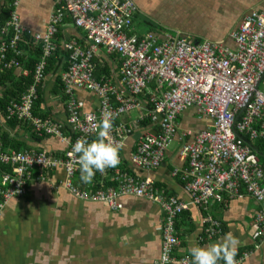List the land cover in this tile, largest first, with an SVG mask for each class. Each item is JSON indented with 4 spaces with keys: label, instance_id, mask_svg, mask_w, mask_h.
Returning a JSON list of instances; mask_svg holds the SVG:
<instances>
[{
    "label": "built area",
    "instance_id": "built-area-1",
    "mask_svg": "<svg viewBox=\"0 0 264 264\" xmlns=\"http://www.w3.org/2000/svg\"><path fill=\"white\" fill-rule=\"evenodd\" d=\"M55 4L44 39L45 56L56 53L57 44L52 45L51 40L66 17L84 31L88 47L83 50L74 42L60 46L70 54L69 66L60 73L67 95L68 118L35 116L36 105L41 100L40 89L50 84L47 60L40 58L36 70L23 71L22 77H33V82L20 99H10L6 119L29 125L38 137L65 141L68 148L63 152L58 148L48 155L6 153L0 146V163L12 167V171L2 174L0 196L3 201L24 196L36 180L50 183L57 190L64 189L78 200L101 202L114 210L119 209L111 202L121 204L123 197L134 196L153 202L165 214L161 255L155 264H165V258L167 264H191L190 257L175 256L180 242L171 226L178 213L209 202L226 205L228 197L240 196L241 186L257 198L264 209V185L259 186L264 182L259 154L263 150L257 144L264 142V10L244 15L230 33L228 45L207 40L189 41V37L180 32L134 34L130 28L139 10L133 0H55ZM17 21L18 16L13 14L12 24ZM16 29L25 31L22 27ZM17 45V36L10 43L2 44L0 64L6 59V52ZM95 58L110 60L118 67L113 82L96 80ZM12 67L19 64L12 62L7 69ZM78 92L98 98L99 101H92L89 97L88 101L89 105L98 103V107L90 113L83 111L81 101L75 96ZM167 97H171L173 108L192 107L199 118L207 119L210 124L186 132L178 117L173 125L169 120L174 132L168 134L165 129L168 116L163 109ZM134 109L139 111L135 120L127 116ZM105 111L114 114L110 139L123 145L120 152L127 154L139 171L151 173L174 159L181 163L187 161V169L172 167L170 176L178 180L188 202L184 204L172 196L165 200L156 194L154 181L149 176L136 180L118 168H108L101 173L115 170L111 176L115 185L104 193L94 194L81 188L76 179L78 155L73 147L81 138L91 141L96 136L95 125ZM178 122L182 133L177 135ZM66 130L71 139L65 136ZM128 137L134 138L129 148L125 145ZM172 140L178 146L170 150ZM2 205L0 201V208ZM259 220L264 221V217ZM204 221L211 224L208 229L220 228L211 216ZM262 234L260 229L257 235Z\"/></svg>",
    "mask_w": 264,
    "mask_h": 264
},
{
    "label": "crops",
    "instance_id": "crops-1",
    "mask_svg": "<svg viewBox=\"0 0 264 264\" xmlns=\"http://www.w3.org/2000/svg\"><path fill=\"white\" fill-rule=\"evenodd\" d=\"M133 1L139 10L137 15L144 13L150 17L149 21L140 20L149 27L162 28L159 32L177 31L193 40L228 44L230 32L238 26L244 15L264 10V0ZM1 3L4 4V0H0V5ZM209 5L212 9H207L206 6ZM6 7L10 12L0 26V47L13 41L16 36L18 45L6 52V59L0 64V74L13 71V76L21 78L24 70H36L40 58L50 59L45 56L44 39L56 4L55 0H7ZM13 14L18 16L14 25ZM226 19L230 21L226 23ZM17 27H22L25 31H17ZM84 38V31L76 28L67 17L51 40L52 45L57 44L56 52L61 54L60 65L68 67L70 64V54L61 50V44L74 42L86 50L88 47ZM23 44L30 48L22 49ZM105 58L109 59L108 56ZM32 60H36L33 68L28 67ZM12 62L18 63L19 67L7 69ZM94 65L96 72L100 68L108 67L110 73H102L101 78L105 82H113L118 67L110 60L104 61L102 58H95ZM48 81L50 84L42 90L43 96L37 105L35 116H41L48 109L50 117L65 120L68 118L67 102L63 103L58 93L51 92L56 82L61 84L60 78L51 72ZM78 93L75 96L81 101L83 111L90 113L98 107V103L89 105L88 102L89 97L92 101H99L98 98L85 92ZM10 99L16 101L20 98ZM5 117L7 111L5 116L0 111L1 134L10 133L12 137L28 141L30 148L38 149L16 152L7 147L4 148L6 153L50 155L58 150L59 142L55 138L45 136L44 141L35 144L27 139L33 130L30 126L25 132V125L18 121L17 129L11 130L8 122L12 119ZM207 124H210L207 119L199 118L191 109L186 114L182 127L194 132ZM67 133L69 135L64 132L65 136L71 139L70 132ZM257 144L263 147L264 153V142L258 141ZM260 165L264 170V157L261 158ZM187 166L186 163L174 159L146 176L163 184L168 188V193L174 195L178 201L186 203L188 196L182 191L178 180L171 178L170 172L172 167L185 170ZM104 175L110 178L113 176L112 171ZM262 185L264 182H260L259 186ZM239 193L240 196L235 198L228 197L226 205L212 206L215 207L210 210H214L212 219L220 224V228H202L200 211L196 206H190L187 210L190 211V216L186 223L178 219L181 220L182 229L180 248L175 255L190 257L191 246H206L216 242L223 237H217L222 231L223 235L231 232L237 239L236 257L243 258L239 264H264V221L259 220L264 217L263 204L248 193L244 186L239 187ZM121 203L122 210L114 211L98 202L79 201L66 190H57L50 183L33 181L26 195L11 197L0 208V264H155L160 258L164 213L157 204L137 197H126ZM260 229L263 234L257 235ZM219 264H223V261Z\"/></svg>",
    "mask_w": 264,
    "mask_h": 264
},
{
    "label": "trees",
    "instance_id": "trees-1",
    "mask_svg": "<svg viewBox=\"0 0 264 264\" xmlns=\"http://www.w3.org/2000/svg\"><path fill=\"white\" fill-rule=\"evenodd\" d=\"M6 5H7V0H4V4L1 3V5H0V26L3 25L6 17L9 15V12H10L9 9H7ZM138 23H144V22L142 20H140V19H137V20L133 19L132 20V26L130 28V31H132L134 34H136V30H135L134 27ZM58 29H59V27H58ZM161 29L162 28H159V27L158 28H154V27L150 26V30L148 32H157L158 30H161ZM167 31L169 33H171V34H175V32H177V31H169V30H167ZM58 35H59V32H58L57 36ZM27 36H29V35H27ZM55 36H56V34H55ZM188 40L189 41H194L190 36H189ZM202 41H204V40H201L199 42H202ZM25 47L28 48V49L30 48L29 46L24 45V44L21 46L22 49L25 48ZM58 55H59V53L56 52L53 56L50 57V59L47 60L46 74L50 75L51 72H52V75L56 76L57 78H60L59 72L64 71L66 69V67L60 65L61 64V60H60L61 54L59 55V57H58ZM57 57H58V59H57ZM35 63H36V60H32L28 64V67H32L33 68ZM117 71H118V69L115 70V73H117ZM10 72H11L12 75L10 74ZM10 72H3V73L0 74V93L2 95V97H0V111H1V113L4 116L6 115L7 106H8L10 98H20L22 96V94L27 91V89L30 86V84L33 82V77H31V78H25V77L19 78L17 76L16 77L13 76V71H10ZM97 72H99V73H97ZM97 72L96 71L94 72L95 78H96V80L102 82V81H104L101 78L102 73L103 74H109L110 73V69L108 67H104V68H100V71H97ZM51 92L53 94H57L58 93L59 96H60V99H61V101L63 103L67 102V95L64 93L63 85H61L60 83L56 82L55 86L53 87ZM42 93H43V91L40 89L41 97L43 96ZM38 104H39V102L37 103V105ZM37 105H36V108H37ZM119 106H121V104ZM43 113L40 114L41 115L40 117H42V118L50 117V111L48 109L43 111ZM130 113H131V111H129L127 116H130ZM5 118H7V117H5ZM8 125H9V128L11 130H16L17 126L19 125V123H18V121H16L14 119L12 121H9ZM140 125H142L141 122H140ZM28 126L29 125L25 124V126H24L25 127L24 128L25 132L29 128ZM67 132H69V131L66 130L65 134L69 135ZM94 138H92V139H94ZM27 139H30L35 144H39V143H41V141L45 140L43 137L42 138L38 137L37 134H35L33 130L30 131V136L27 137ZM0 142H1L2 146H3V149L7 148V147H11L16 152L30 151V150L31 151H38V149L36 150V149L30 148L28 146V144H29L28 141H23L21 138L12 137L10 133H6V134H1L0 133ZM261 150H263V147H261ZM259 154H260L261 157H264V153L259 152ZM56 156H58V155H56ZM120 157H122L121 162H120L121 165L117 166V167H115L113 169L118 168L122 172L128 174L129 176L135 177L136 180H138V179L141 180V179H144L146 177L147 173H143L142 171H141L142 172L141 173V172H139V170L134 171L136 168L131 163V160L129 159L127 154H123L122 152H120ZM185 163L187 164V161H185ZM79 167L80 166L78 165V168ZM11 170H12V167L10 165L4 164V163H0V172H2L0 178L2 177V174L4 172H10ZM111 171L114 172L115 170H111ZM76 179L79 181L80 186H81V188L83 190H89V191H91L94 194L97 193L100 190L107 191L108 188H111V187H113L115 185L113 180L110 181V179H111L110 177H108L106 175H101V173L99 171L95 172L94 178H93L91 183L85 184L80 179V171L78 169V171L76 173ZM101 184L105 185V187L101 186ZM154 184H155L154 187L156 188L155 191H156V194L158 196H161L165 200H168L167 198H169L171 196L175 197L174 195L168 193V190H167L168 188L165 187L163 184H159L156 181H154ZM128 197H134V196H128ZM124 198H126V197L121 198L120 201L122 202ZM0 201L4 202L3 198L1 196H0ZM88 202H94V201H88ZM98 203H101V202H98ZM101 204H103V203H101ZM214 205H220V204L209 202L208 204H206L204 206H201V207L197 206L196 207V209L198 211H200L201 216H202L201 219H200V223L202 225V228L208 229V228L211 227V224L205 223L204 219L209 217L210 215H211V217L213 216L214 210L213 211H210V210L215 208V207H212ZM110 209H112V208H110ZM112 210H114V209H112ZM121 210L122 209L114 210V211H121ZM189 216H190V211H187L184 214L178 213L177 214V218L174 219V223L172 224L171 229H172L175 237L178 240H180V236H181L180 233H181V229H182L181 220L178 221V219H182L183 223H186V221L189 219ZM163 225H162V227L165 228V223H163ZM217 228H219V227H217ZM221 236H224L222 234V231L217 234V237H221ZM176 251H178V249L175 250V254H176ZM160 255H161V252H160ZM175 256L179 257L177 255H175ZM238 258H240V257H236L235 259H238Z\"/></svg>",
    "mask_w": 264,
    "mask_h": 264
},
{
    "label": "clouds",
    "instance_id": "clouds-1",
    "mask_svg": "<svg viewBox=\"0 0 264 264\" xmlns=\"http://www.w3.org/2000/svg\"><path fill=\"white\" fill-rule=\"evenodd\" d=\"M113 119L112 112H103L100 121L95 125V138L91 141L81 138L73 147V152L78 155L80 179L85 184L92 182L96 171L104 173L106 169L115 168L120 163V150L123 145L110 139ZM261 158L260 156V160ZM237 244V239L229 232L206 246H191L189 249L191 264H219L220 261H223V264H238L235 259Z\"/></svg>",
    "mask_w": 264,
    "mask_h": 264
},
{
    "label": "rangeland",
    "instance_id": "rangeland-1",
    "mask_svg": "<svg viewBox=\"0 0 264 264\" xmlns=\"http://www.w3.org/2000/svg\"><path fill=\"white\" fill-rule=\"evenodd\" d=\"M207 7V9H212V6H206ZM228 21H230L229 19H226V23L228 22ZM135 30H136V33H138V34H145L147 31H149L150 30V27L149 26H147L145 23H138V24H136L135 25ZM232 32V31H231ZM230 32V33H231ZM230 35V34H229ZM214 43H221V42H214ZM225 44H228V43H226V42H224ZM229 45V44H228ZM171 97H167L166 98V100H165V102L163 103V109L166 111V114H167V116H168V119H166L165 121V129H166V132L169 134V133H173L174 132V129L172 128V129H170V121L169 120H172V125L174 124V120L176 119V118H178L179 117V119H178V121L180 122V121H182L183 122V120H184V118H185V116H186V114L188 113V111H190L191 109H192V107H186V108H183V109H175V108H173L171 105H170V103H171V99H170ZM157 104L158 103H156L155 104V110H156V108H157ZM153 107V106H152ZM175 109V110H174ZM172 115H175V117L174 118H171L170 119V116H172ZM130 116L135 120L136 118H138V116H139V111L138 110H136V109H134V110H132L131 111V113H130ZM179 122H178V128H177V132H176V134L178 135V134H181L182 133V129L179 127ZM183 130L184 131H191V130H189V129H187V128H185V127H183ZM62 135H64L63 133H62ZM58 142H59V148H60V151L61 152H63V151H65L67 148H68V144L65 142V141H62V140H60V139H58ZM133 142H134V138L133 137H128L127 139H126V141H125V145H126V147H131V145L133 144ZM51 142H49L48 144L50 145V147H51V144H50ZM178 146V144H177V142L175 141V140H172V142L169 144V147H168V149H170V150H172V149H174V148H176ZM164 164H166V162H164ZM113 180V177H111V179H110V181H112ZM153 180V179H152ZM154 181V180H153ZM101 186H103V187H105V185H103V184H101ZM151 187H152V185H151ZM98 193H104V190H100ZM79 201H82V200H79ZM112 203V205L113 206H115V208L116 209H120L121 207H123L121 204H120V202L119 201H112L111 202ZM185 204V203H184ZM168 205H163V207L165 208V207H167ZM165 215V214H164ZM163 221H164V219H163Z\"/></svg>",
    "mask_w": 264,
    "mask_h": 264
},
{
    "label": "flooded vegetation",
    "instance_id": "flooded-vegetation-1",
    "mask_svg": "<svg viewBox=\"0 0 264 264\" xmlns=\"http://www.w3.org/2000/svg\"><path fill=\"white\" fill-rule=\"evenodd\" d=\"M141 15H142V17L144 18V20H146V19H150V17L148 16V14H144V13H141ZM140 17V14L139 15H136L135 17H134V19H140L139 18ZM185 35V34H184Z\"/></svg>",
    "mask_w": 264,
    "mask_h": 264
},
{
    "label": "bare ground",
    "instance_id": "bare-ground-1",
    "mask_svg": "<svg viewBox=\"0 0 264 264\" xmlns=\"http://www.w3.org/2000/svg\"><path fill=\"white\" fill-rule=\"evenodd\" d=\"M238 261V264L243 260V258L236 259Z\"/></svg>",
    "mask_w": 264,
    "mask_h": 264
},
{
    "label": "water",
    "instance_id": "water-1",
    "mask_svg": "<svg viewBox=\"0 0 264 264\" xmlns=\"http://www.w3.org/2000/svg\"><path fill=\"white\" fill-rule=\"evenodd\" d=\"M140 19H144L143 17H142V15H140V17H139ZM146 20H148L149 21V19H146Z\"/></svg>",
    "mask_w": 264,
    "mask_h": 264
}]
</instances>
